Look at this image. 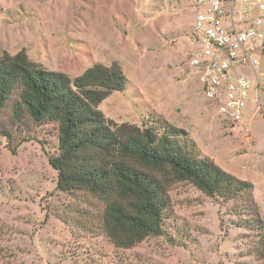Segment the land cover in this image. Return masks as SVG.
<instances>
[{"label":"rangeland","instance_id":"obj_1","mask_svg":"<svg viewBox=\"0 0 264 264\" xmlns=\"http://www.w3.org/2000/svg\"><path fill=\"white\" fill-rule=\"evenodd\" d=\"M195 19L194 0H0V56L25 50L73 78L119 63L127 83L99 105L105 116L185 129L201 156L253 184L256 207L248 194L225 200L175 182L162 232L120 247L102 199L57 188L49 159L60 152L59 123L35 122L23 107L17 118L16 88L0 114V264H264V56L235 130L190 66Z\"/></svg>","mask_w":264,"mask_h":264},{"label":"trees","instance_id":"obj_2","mask_svg":"<svg viewBox=\"0 0 264 264\" xmlns=\"http://www.w3.org/2000/svg\"><path fill=\"white\" fill-rule=\"evenodd\" d=\"M127 78L119 63H97L71 77L32 61L25 50L0 56V114L15 89L35 122L59 123V154L49 159L58 171L57 188L84 189L106 204L105 227L120 247H131L162 232L167 193L188 181L210 197L253 199V184L201 156L188 132L166 120L141 126L117 123L99 105ZM264 231V226H262ZM264 258V233L260 243Z\"/></svg>","mask_w":264,"mask_h":264},{"label":"built area","instance_id":"obj_3","mask_svg":"<svg viewBox=\"0 0 264 264\" xmlns=\"http://www.w3.org/2000/svg\"><path fill=\"white\" fill-rule=\"evenodd\" d=\"M190 66L218 113L233 129L245 127L251 81L264 56V0H194Z\"/></svg>","mask_w":264,"mask_h":264}]
</instances>
